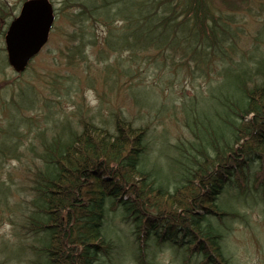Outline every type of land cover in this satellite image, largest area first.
Masks as SVG:
<instances>
[{
  "label": "trees",
  "instance_id": "trees-1",
  "mask_svg": "<svg viewBox=\"0 0 264 264\" xmlns=\"http://www.w3.org/2000/svg\"><path fill=\"white\" fill-rule=\"evenodd\" d=\"M5 1L1 38L15 17ZM216 1L63 0L61 11L71 13L68 55L87 61L92 26L121 23L106 49L156 51L164 58L159 69L177 66L180 52V67L194 63L202 76L219 54L222 96L212 97L218 107L203 120H186L192 141L176 147L177 165L167 174L152 155L148 130L123 116L112 113L104 126L85 119L80 130L54 135L32 182L36 213L27 227L41 245L30 247L31 264H125L128 252L139 264H156L164 248L184 264H233L225 241L234 224L247 222L246 210L264 213V57L252 66L229 57L228 24L215 18ZM115 71L107 69L113 85Z\"/></svg>",
  "mask_w": 264,
  "mask_h": 264
},
{
  "label": "rangeland",
  "instance_id": "rangeland-1",
  "mask_svg": "<svg viewBox=\"0 0 264 264\" xmlns=\"http://www.w3.org/2000/svg\"><path fill=\"white\" fill-rule=\"evenodd\" d=\"M25 1L5 3L18 17ZM50 2L57 20L48 44L25 73L16 74L8 66L0 70V261L9 264H31L35 256L30 247L41 245L37 241L41 236L36 238L27 227L36 213L31 188L41 167L40 156L57 132L68 127L78 131L85 119L104 126L112 113L123 116L135 128L148 130L152 155L158 156L167 174L170 164L177 165L176 147H188L192 141L186 120H203L218 107L212 97L219 100L222 96L217 87L223 64L219 54L212 57L210 68L200 71L202 76L194 63L180 67V52L177 66L168 62L159 69L156 62L164 58L156 51L114 54L106 49L110 30H119L121 23L89 25L94 44L86 48L87 61L68 55L71 13L61 11L63 0ZM216 4L215 18L228 24L226 39L233 47L229 57L233 61L243 58L252 66L258 56L264 57V0H221ZM4 45L0 37V53L7 60ZM107 69L117 70L112 75L115 85L109 82ZM125 70L128 76L123 77L120 71ZM211 86L215 89L209 93ZM242 213L248 216L247 222L234 224L225 241L231 262L264 264V213L257 208ZM127 242L124 252L130 251V240ZM157 252L156 264H184L182 259L176 260L173 249ZM125 256V264H139L129 252Z\"/></svg>",
  "mask_w": 264,
  "mask_h": 264
},
{
  "label": "water",
  "instance_id": "water-1",
  "mask_svg": "<svg viewBox=\"0 0 264 264\" xmlns=\"http://www.w3.org/2000/svg\"><path fill=\"white\" fill-rule=\"evenodd\" d=\"M55 19L49 0H29L23 4L5 37L8 62L16 73L22 74L46 46Z\"/></svg>",
  "mask_w": 264,
  "mask_h": 264
}]
</instances>
